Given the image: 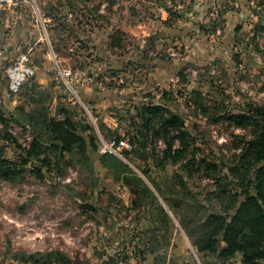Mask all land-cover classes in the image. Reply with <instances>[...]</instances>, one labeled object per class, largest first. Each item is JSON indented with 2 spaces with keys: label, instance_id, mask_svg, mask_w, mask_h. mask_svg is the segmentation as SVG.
<instances>
[{
  "label": "rangeland",
  "instance_id": "obj_1",
  "mask_svg": "<svg viewBox=\"0 0 264 264\" xmlns=\"http://www.w3.org/2000/svg\"><path fill=\"white\" fill-rule=\"evenodd\" d=\"M20 55L39 72L14 94ZM259 106L264 0H0V159L16 171L0 177V264H33L35 254L40 264H202L151 180L190 204L226 184L241 195L258 130L231 118L256 117ZM18 107L37 119L41 144L31 148L30 124L3 123ZM62 109L88 150L58 159L42 129L45 119L64 122ZM115 137L134 150L103 156L101 140ZM127 170L169 223L127 185Z\"/></svg>",
  "mask_w": 264,
  "mask_h": 264
},
{
  "label": "trees",
  "instance_id": "obj_2",
  "mask_svg": "<svg viewBox=\"0 0 264 264\" xmlns=\"http://www.w3.org/2000/svg\"><path fill=\"white\" fill-rule=\"evenodd\" d=\"M108 3L112 5L113 0H108ZM32 112L34 114L39 110L36 107ZM60 112L66 114L67 118L64 122L45 119L42 129L44 134L49 135L48 139L52 145H55L53 147L58 151V159H61L64 153H86L88 147L81 132L84 129H80L79 123L74 122L65 110L62 109ZM256 115V117L239 115L231 118L239 125L251 124L258 130L245 152L252 155L253 162L249 163L250 166L245 169L243 178L237 185V189L242 191L241 195L233 193L229 184L221 185L204 202V205L199 203L196 205L190 204L188 200L178 201V193L173 192V195H170L161 188L159 180L156 178L151 180L155 190L163 193L180 215L179 225L191 244L201 254L202 264H211V261L214 264H226L237 258H240L242 264H264V106L256 108ZM2 118L6 126L11 122L18 125L28 123L30 125H26L31 131L35 128L34 120H37L22 107H18L14 112H6ZM177 121L178 118L165 120L161 132L165 126L175 127ZM33 133L34 131L31 148L37 142L42 143V137ZM130 144L132 146L130 152H132L134 146L131 142ZM182 153L183 151L179 150L178 156ZM246 159H248L247 155ZM15 173L12 166L0 159V177L10 178ZM125 179L132 190L138 189L139 193H144L147 199L152 200L159 220L163 219L165 223L170 222L169 214L160 205L161 203L154 199L150 188L143 180L130 170H127ZM209 202L211 205H208ZM37 257L39 254L29 256L27 261L40 264ZM47 257L53 260L60 259L61 254H48Z\"/></svg>",
  "mask_w": 264,
  "mask_h": 264
},
{
  "label": "built area",
  "instance_id": "obj_3",
  "mask_svg": "<svg viewBox=\"0 0 264 264\" xmlns=\"http://www.w3.org/2000/svg\"><path fill=\"white\" fill-rule=\"evenodd\" d=\"M30 62L28 55L19 56L10 80V90L12 93H19L27 77L34 71ZM60 74L65 81H74L76 78L72 71H60ZM131 150L132 146L129 140L117 139L116 137L109 141L101 140V145L99 147V151L102 155H116L120 158H122L124 153L130 152Z\"/></svg>",
  "mask_w": 264,
  "mask_h": 264
},
{
  "label": "crops",
  "instance_id": "obj_4",
  "mask_svg": "<svg viewBox=\"0 0 264 264\" xmlns=\"http://www.w3.org/2000/svg\"><path fill=\"white\" fill-rule=\"evenodd\" d=\"M34 71H35V73H38L39 69L38 68H34Z\"/></svg>",
  "mask_w": 264,
  "mask_h": 264
}]
</instances>
